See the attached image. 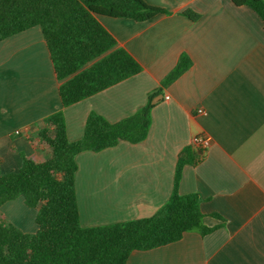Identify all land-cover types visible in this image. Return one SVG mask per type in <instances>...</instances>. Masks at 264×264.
<instances>
[{
  "label": "crops",
  "instance_id": "crops-1",
  "mask_svg": "<svg viewBox=\"0 0 264 264\" xmlns=\"http://www.w3.org/2000/svg\"><path fill=\"white\" fill-rule=\"evenodd\" d=\"M144 1L166 12L146 21L97 15L142 70L68 106L61 105L39 26L0 41V170H16L22 155L45 158L38 129L55 110H63L70 141L82 136L90 111L110 122L134 113L184 53L190 65L163 88L143 141L75 155L79 222L88 227L152 215L171 194L178 152L202 134L209 145L195 148L200 160L183 166L178 190L201 196L203 223L215 229L133 250L125 264H264L262 22L231 0ZM187 9L198 17L183 15ZM0 210L21 231L36 230V209L21 196Z\"/></svg>",
  "mask_w": 264,
  "mask_h": 264
},
{
  "label": "trees",
  "instance_id": "trees-1",
  "mask_svg": "<svg viewBox=\"0 0 264 264\" xmlns=\"http://www.w3.org/2000/svg\"><path fill=\"white\" fill-rule=\"evenodd\" d=\"M231 1L253 10L264 29V0ZM165 12L144 0H0V41L39 26L64 107L142 70L127 50L116 46L97 15L146 21ZM182 14L191 20L198 17L189 9ZM189 65V57L181 54L159 86L148 92L145 104L120 120L110 122L90 111L76 140L67 139L62 109L43 118L38 136L45 158L34 161L22 155L16 170H0V207L21 196L26 206L36 209L37 226L32 233L23 232L0 211V264H125L133 250L166 245L185 232L205 235L215 229L203 223L201 196L178 190L183 166L200 160L191 146L178 152L171 194L152 215L88 227L79 222L75 155L97 152L121 140L143 141L163 88Z\"/></svg>",
  "mask_w": 264,
  "mask_h": 264
},
{
  "label": "built area",
  "instance_id": "built-area-1",
  "mask_svg": "<svg viewBox=\"0 0 264 264\" xmlns=\"http://www.w3.org/2000/svg\"><path fill=\"white\" fill-rule=\"evenodd\" d=\"M165 98L167 99L169 96L165 95ZM197 112L202 113L204 110L202 108H198ZM191 145L194 148L204 149L209 145V138L203 136L202 134L194 135L191 138Z\"/></svg>",
  "mask_w": 264,
  "mask_h": 264
},
{
  "label": "rangeland",
  "instance_id": "rangeland-1",
  "mask_svg": "<svg viewBox=\"0 0 264 264\" xmlns=\"http://www.w3.org/2000/svg\"><path fill=\"white\" fill-rule=\"evenodd\" d=\"M1 211V210H0ZM4 215V214H3Z\"/></svg>",
  "mask_w": 264,
  "mask_h": 264
}]
</instances>
